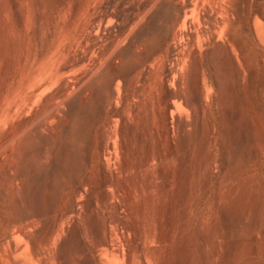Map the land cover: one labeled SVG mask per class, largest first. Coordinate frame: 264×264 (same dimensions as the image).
Returning a JSON list of instances; mask_svg holds the SVG:
<instances>
[{
    "label": "rangeland",
    "instance_id": "obj_1",
    "mask_svg": "<svg viewBox=\"0 0 264 264\" xmlns=\"http://www.w3.org/2000/svg\"><path fill=\"white\" fill-rule=\"evenodd\" d=\"M12 1L17 2L18 11L13 9ZM58 1L0 0V264H142V261L146 260L148 263L146 261L143 264H264V94L260 97L259 90L258 94L256 92L255 99L251 92L247 93L249 97L245 96L241 112L234 110L235 115L233 114L232 118H234L230 124L223 123L222 114L225 112V105L220 102L221 94L217 90L212 95L216 108L206 115L200 127L198 125L188 131L191 148L189 145L184 149L177 147L172 156L154 161L148 168V173L123 172L124 161L118 158V141L116 140L115 153L117 154L114 157L117 159L110 163L112 164L110 171L114 173H111L112 177L114 176V183L105 188L99 184V157L95 144L92 148V161L86 168L85 174L81 176V182L89 178L90 185L78 198L77 209L74 212L69 211L74 189L63 172L60 175L59 191L53 198V208L49 211L47 207L50 204L51 195L49 192L35 190L34 185V180L47 169L46 165L36 167L32 162V168L31 164L27 163L26 167L24 166V176L22 175L20 181L15 182L17 170L12 175L14 182L9 178L11 176L6 172L7 160H5L9 153L4 150L10 128L8 122L13 120V125L17 126V122L22 120L21 114L24 113V107H21L34 86L40 85L41 102L39 104L42 106L46 97L59 94L63 89L62 86L69 82L72 90L70 93L73 92L69 101H72L80 93L81 87L79 89L78 87L82 79L93 77L87 83L94 82L95 78L99 82L109 72L111 66L114 65L118 70V0H67L56 9ZM240 1H233L235 10ZM255 1L264 11V0ZM165 14V11L160 9L145 24L146 27L144 25L145 46H157L168 29L169 21ZM236 17L235 20H239L230 27L229 41H216L210 48L218 49L220 45L228 48L230 47L228 45L233 42L230 52L233 51L232 57L237 59V64L242 70L244 69L247 77L245 82L248 79L244 86L247 85L246 89L249 92L251 78L247 75L250 76L249 71L255 65L256 50L262 47L264 49V25H256L258 36L263 35V38L260 36L262 39H259L260 44L245 31L247 16ZM93 26L94 28L100 26L102 29L109 30L110 33L98 32L99 43L96 46L91 43L85 44L86 39L80 42V37L88 35ZM239 34L243 40L246 39L245 42L237 38ZM88 45L91 47L88 48ZM69 46L73 48L67 55ZM81 53L87 57L86 61L75 64L62 73L64 67L71 65L79 56H82ZM206 55L205 48L203 66L206 75L211 78L207 69L208 65L206 66ZM226 58L222 57V61L217 58L219 62L216 60L213 72L223 68L221 73L219 70V73L228 75L227 79L232 84V93L229 96H232L236 88L233 85L235 74L232 73H235V69L230 64L229 58L228 60ZM217 62H222V67L217 66ZM261 77L263 78L259 81L263 86L259 83V89L264 91V72ZM87 83L85 86L89 85ZM122 85L124 87V84ZM113 86L118 92V79ZM122 90L124 92V88ZM102 91L105 96H108L106 88ZM84 98H86L85 103L88 109L83 117L74 116L73 119L78 118L74 122L72 118H69L68 113L67 116L63 115L66 117L63 120L72 121L71 123L80 133L81 138L78 143L82 151L87 145L84 138L89 133L96 138V143L98 142L99 129L94 122L97 102L90 91L86 92ZM117 99L116 107L118 108ZM19 107L23 112H19V116L14 119L10 118ZM182 113L186 115L184 111ZM207 119L209 122H206ZM205 123H208L207 125L212 123L211 127L206 126ZM11 128L14 127L11 126ZM191 131H194L193 134ZM177 133L176 128L174 140L179 145L182 139ZM55 141L53 150L57 153L56 150L61 149L60 137ZM165 149H168V146H165ZM191 149L194 152L191 163L195 168L193 175L189 176L185 167L183 168L184 164L180 157L187 155ZM154 152H160V148L156 145H154ZM133 159H129V163ZM167 174L170 176L164 177ZM150 175L153 178V184L161 188L154 185L156 189H153V186L150 189L147 188ZM8 178L12 183L7 180ZM7 181L9 185L11 184L10 186L6 183ZM165 181L168 183V191L164 189ZM185 181L191 184L188 185ZM161 191H164L165 197H162ZM169 191L171 195L168 194ZM106 193L109 195L107 201L103 199ZM153 195L156 196L155 200L152 198ZM172 197L178 198L172 202ZM156 198L162 199L163 203L161 201L158 203ZM172 204H175L177 208ZM42 209L44 212L38 215L39 210ZM158 212L161 213L160 218ZM167 214H171L170 218L168 216L169 219ZM106 220L110 223L104 234L96 233V225ZM155 221L160 222L158 226ZM166 223L172 224L168 226ZM19 227L25 230L24 237L17 235ZM65 245L67 248H63Z\"/></svg>",
    "mask_w": 264,
    "mask_h": 264
},
{
    "label": "bare ground",
    "instance_id": "obj_2",
    "mask_svg": "<svg viewBox=\"0 0 264 264\" xmlns=\"http://www.w3.org/2000/svg\"><path fill=\"white\" fill-rule=\"evenodd\" d=\"M66 1L67 0H59L57 2L56 9L66 3ZM233 1L234 0H118V70L114 65L111 66L109 72L103 78H101V80L98 79V81L100 80L99 82H97L95 78V81L93 80L94 82L90 83L91 85L87 82L93 77H85V80L82 79V83H80V85L78 84V89L81 87L80 93L72 101H69V97L71 93H73H70L71 84L69 85V82H66V84L62 86L63 89L60 90L59 94H51L50 96L46 97V99H44V102L42 103V106L41 104H39L41 102V93L39 92L40 85L34 86L33 89H31V87L30 89L32 91L29 95L27 94L28 96L26 98V101L21 107H24V113L21 114L23 116L22 120L19 123L17 122V126L13 125V120L11 122H8L10 128L8 129V134L6 137L7 139L4 144V150L9 153L8 158L5 159L7 160L6 172L9 176H11L8 177L13 181L12 175H14L13 173H15V171L17 170L18 174L15 175L16 179H14L15 182L16 180L20 181L22 179L24 166L26 167L27 163L31 164L32 166V162H34L36 167L37 165H46L47 169L45 168L46 170L44 169L45 171L41 173L42 175L40 174V176H38L34 180V185L35 190L49 192V194L51 195V201L47 207V211H49L53 208V198L59 191L58 187L61 179L60 175L63 172L66 177H68L69 182L71 181V187L74 189V195L69 208L70 212H74L77 209L78 198L84 194V192L86 191V187L90 185V179L86 178L83 182H81V176L85 174L86 168L92 161V148H94L95 144L99 157V184L100 186L105 188L114 183V176L112 177V174L114 173L110 171V167L112 166V164L110 163L114 159H117L116 157H114L116 156L115 154H117L115 153L117 147L116 140L118 141V158H121L124 161V166L122 168L123 172L133 173L144 171L148 173V168L154 161L172 156L180 147L183 149L188 145L190 147L191 139L188 136V131L190 130V128L194 129L198 125V127H200V124H203L202 121L204 120L206 115H208L210 111L216 108V104L212 99V95L217 90L221 94L222 101H219L223 102L225 105V112L224 114H222L223 123L230 124L231 120H233L234 118H232V116L235 115L234 110L237 109L241 112V107H243L242 102L244 98H246L245 96H247V93L251 92V95L254 99L259 92L261 93L260 97H262L261 95L264 94V91L262 90V92L259 89L260 84L262 85L259 80L263 78L261 76H263L264 72L263 47L256 50L257 54L255 53V56L257 58L255 60V65L252 64L254 67L249 71L250 76L247 75L251 78V80H249V82H251L249 85V92L246 89L247 85L246 87L244 86V83L248 81L247 79V81L245 82V78L247 77L245 76V72L243 71L244 69L242 70V68L237 64V59L235 60L232 57L231 54L233 53V51L232 53L230 52V47L233 46V42L230 43L231 45H228L230 46L228 47L229 49L221 45L218 49H214V47L213 49L210 48L211 45L216 41H229L230 27L234 25V22L238 23L239 20H235L236 16H238L239 18L241 16H247L244 26L246 29L245 31H247L248 34L250 33L254 37V40L256 42H258L259 39L263 38V35H260L262 36L261 38L260 36H258V31L256 29V25H264V11L260 8L261 6L259 7L258 3L255 0H239V6L235 10L233 7ZM11 5L15 11H18V5L16 1H12ZM160 9H163L165 11V15L167 16L166 18L169 21V27L159 40L157 46L147 47L144 44L145 30L143 27ZM19 20H21V18H19ZM244 27L241 28L243 29ZM100 31H102L104 34L110 33L109 30L102 29L100 26L96 28H94L93 26L91 27L88 35H82L79 41L81 42L82 40L86 39L87 41L85 44L91 43L93 44V46H96L99 43V37L97 36V33ZM241 34H239V37L237 35V38H241L243 40V37L240 36ZM245 40L243 41L245 42ZM240 43L243 42L240 41ZM247 44L244 45V47H247ZM73 46H69L67 48V55L72 52ZM90 47L91 46H89L88 48ZM205 48L207 49V55L206 58H204L207 63L206 66L208 65L207 69H209L211 78L206 75L203 66V50ZM252 56L255 57L254 55ZM222 57H227V60L229 58L230 64L235 69V73L231 71L233 74H235L234 78L231 76V79H234H232L234 81L233 85L236 86L232 96H229V94L232 93V84L230 83V80L227 79L228 75L226 73L225 74L227 76L225 74H220L223 68L221 70H216L217 72H213L216 67L215 65L216 60H218L217 58H220L221 60ZM86 59L87 57L84 55H82L81 57L79 56V58H77L75 62H73V59L71 61V63H73L71 65L69 64V66L64 67L62 73H64V71H66L69 67H73V65L75 64L85 62ZM227 60L223 59V61L228 62ZM221 63H218L217 66H221ZM227 64L229 65V63ZM116 79H118V92H116V90L113 88V84ZM86 83L89 85L85 86ZM122 84H124V87H122ZM103 85V89L106 88V90H108V96H105L103 94ZM122 88H124V92H122ZM258 90L259 92H257ZM87 91L91 92L93 98H95V101L97 102L95 113L96 120L94 122L96 126H99L97 137L98 142L96 143V138H93L89 133V135L84 138L87 141V145L85 147V150L82 151L78 143L81 138L79 135L80 133L77 132L76 126L71 123L72 121L70 122L68 119H73L74 116L79 115H81L80 117H83V115L87 113L88 105L87 103H85L86 98H84ZM258 98L257 100H259ZM116 99L118 100V108L116 107ZM261 100H263V98ZM252 105L253 104H251V106ZM21 108L19 107L17 108V110L15 109L16 112L14 111V114H12L10 118L14 119L15 117L19 116V112H23L21 111ZM183 111L186 113L185 116L182 113ZM67 113L69 115V118H67L68 121H65V119L63 120V118L66 117H63V115H66ZM75 119H73V121ZM206 122H209L208 119ZM207 124L206 126L211 127L212 123L210 125ZM11 126H13L14 128H11ZM176 128L182 139H179L181 140V142H179V145L178 142L176 144L174 140V135H176ZM212 128H210V130ZM191 132L193 134L194 131ZM206 132L208 133V131ZM58 137H60L59 145H61V149L56 150L57 153H55L53 150V143L56 142L55 139H58ZM196 141L198 140L196 139ZM154 145H156L157 148H160L159 153L154 152ZM165 146H168V149H165ZM192 153L194 152L191 149L187 155L180 157L182 164H184L183 168L185 167L187 171L186 173H188L189 176L193 175L195 168L191 163ZM194 156L196 158L195 154ZM131 158L134 159L129 163V159ZM119 163L120 161H118V164ZM178 167L180 168V166ZM162 173L164 174V172ZM7 174H5L6 177ZM166 176L168 177L170 175L167 174L164 177ZM9 178L7 179L8 181ZM148 178L147 188L149 187L148 189H150L151 186L154 185V181L151 175ZM183 178H185V176ZM8 181L6 183L9 185L10 181ZM12 181L10 183H12ZM167 181H165L164 185L165 190H167L168 188ZM144 184L145 183L143 182V185ZM190 184L188 183V185ZM154 186L157 187L158 185ZM154 186L153 189L155 188ZM185 189L186 188H184V190ZM178 190L180 189L178 188ZM155 192L156 190L154 191V193ZM163 192L162 197H165L163 196ZM169 193L170 191L168 192V194ZM154 197L156 196L153 195L152 198ZM158 198L156 199L158 200ZM175 198H173L172 202H174ZM103 199L107 201L109 199V195L107 193L104 194ZM186 199H184V201ZM168 200H170V198ZM159 201L163 203L162 199H159L157 202L159 203ZM161 203L160 206H162ZM169 204L170 203H168V205ZM175 204L172 205L175 206ZM158 205L156 206V208L158 207ZM157 209L159 211V208ZM167 209L165 210V212L167 211ZM178 209L181 212V209ZM160 210L162 211V209ZM174 210L175 208L173 209V211ZM43 212L44 209L39 210L38 215ZM158 213L160 218L161 213ZM170 215L167 214V219L170 218ZM172 220L174 221V219ZM159 221H155L157 223V226L159 225ZM109 223L110 221L106 220L104 222L102 221L101 224H97L95 227L96 233L100 235L104 234ZM163 223L165 224V222ZM169 224L166 223V225L168 226ZM17 235L19 237H24L26 235V232L22 227H19L17 230ZM64 244H66V242ZM67 244L69 245L68 242ZM65 247L66 245L63 248ZM141 259H143V257ZM143 262L144 261H142V264Z\"/></svg>",
    "mask_w": 264,
    "mask_h": 264
}]
</instances>
